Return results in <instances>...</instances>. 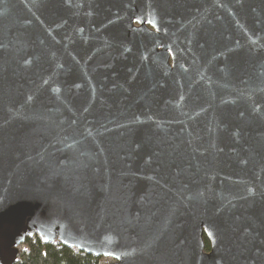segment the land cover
<instances>
[{"label":"water","instance_id":"95a60500","mask_svg":"<svg viewBox=\"0 0 264 264\" xmlns=\"http://www.w3.org/2000/svg\"><path fill=\"white\" fill-rule=\"evenodd\" d=\"M33 232L264 264V0H0V264Z\"/></svg>","mask_w":264,"mask_h":264},{"label":"trees","instance_id":"16d2710c","mask_svg":"<svg viewBox=\"0 0 264 264\" xmlns=\"http://www.w3.org/2000/svg\"><path fill=\"white\" fill-rule=\"evenodd\" d=\"M203 251L209 250V242L202 236ZM109 257H95L75 247L63 246L57 239L43 243L35 232L26 234L22 243L15 247L9 264H107Z\"/></svg>","mask_w":264,"mask_h":264}]
</instances>
